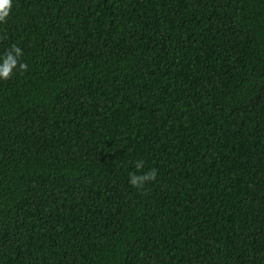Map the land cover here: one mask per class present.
Wrapping results in <instances>:
<instances>
[{
  "label": "trees",
  "instance_id": "trees-1",
  "mask_svg": "<svg viewBox=\"0 0 264 264\" xmlns=\"http://www.w3.org/2000/svg\"><path fill=\"white\" fill-rule=\"evenodd\" d=\"M12 45L0 264H264V0H14Z\"/></svg>",
  "mask_w": 264,
  "mask_h": 264
},
{
  "label": "clouds",
  "instance_id": "clouds-1",
  "mask_svg": "<svg viewBox=\"0 0 264 264\" xmlns=\"http://www.w3.org/2000/svg\"><path fill=\"white\" fill-rule=\"evenodd\" d=\"M14 0H0V26L7 23L13 8ZM22 49L16 45L10 46L0 53V80H8L15 72L27 71L28 65L22 62ZM135 171H129L128 183L131 187L142 189L147 183L155 181L157 170L143 171L142 160L133 161Z\"/></svg>",
  "mask_w": 264,
  "mask_h": 264
}]
</instances>
